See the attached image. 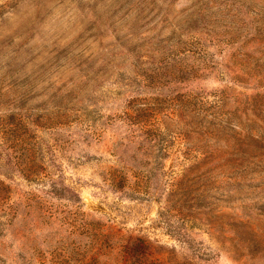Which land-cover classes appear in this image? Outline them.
Listing matches in <instances>:
<instances>
[{"label":"rangeland","instance_id":"374dc122","mask_svg":"<svg viewBox=\"0 0 264 264\" xmlns=\"http://www.w3.org/2000/svg\"><path fill=\"white\" fill-rule=\"evenodd\" d=\"M136 238L264 264V0H0V264Z\"/></svg>","mask_w":264,"mask_h":264},{"label":"trees","instance_id":"16d2710c","mask_svg":"<svg viewBox=\"0 0 264 264\" xmlns=\"http://www.w3.org/2000/svg\"><path fill=\"white\" fill-rule=\"evenodd\" d=\"M124 154H122V159L124 158ZM126 158H124L125 160ZM119 174H114L112 180L115 181V179H117ZM116 182H114L115 184ZM152 241L148 240V242L143 239V238H136L135 240H133L130 244L127 245V251L128 253L132 256V264H147L145 261L144 262H138L136 263L135 261V257H134V252L136 251H141L143 253V255H145L147 253V249L150 247ZM172 250H176L175 248H173ZM148 264H156V262L154 261H150ZM179 264V263H177Z\"/></svg>","mask_w":264,"mask_h":264}]
</instances>
